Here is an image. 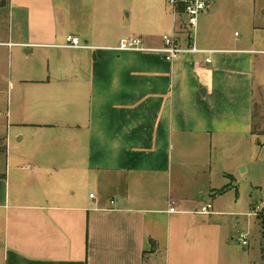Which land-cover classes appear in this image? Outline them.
<instances>
[{
    "label": "crops",
    "instance_id": "1",
    "mask_svg": "<svg viewBox=\"0 0 264 264\" xmlns=\"http://www.w3.org/2000/svg\"><path fill=\"white\" fill-rule=\"evenodd\" d=\"M256 5L262 38L264 0ZM5 8L13 20L5 29L0 19V51L40 52L46 62L17 68L0 120V264H233L235 232L224 218L235 212L215 200L236 186L238 164L221 146L264 134L255 121L264 50L196 37L206 52L169 62L117 48L140 37L159 49L174 33L187 45L185 18L169 0ZM220 8L216 0L199 21ZM69 34L86 47H64ZM207 203L212 212L201 213ZM260 204L247 216L258 217Z\"/></svg>",
    "mask_w": 264,
    "mask_h": 264
},
{
    "label": "rangeland",
    "instance_id": "2",
    "mask_svg": "<svg viewBox=\"0 0 264 264\" xmlns=\"http://www.w3.org/2000/svg\"><path fill=\"white\" fill-rule=\"evenodd\" d=\"M258 9L256 0H221V8L211 20L199 21L197 39L207 46H215L211 45L215 44L211 41L212 39L215 41L225 40L228 43H234L238 39L247 44H251L254 40V47L264 50V36L259 38L257 34L255 35V26L260 17ZM168 11H170L169 7ZM0 19L5 20V29L9 28V20H13L12 16L10 18V12L7 8L0 10ZM258 57H262L264 60V54H260ZM45 60L44 55L40 52L27 57L23 49L14 48L9 51V48H5L0 51L1 121L5 120L8 110L9 82L11 79L15 80L17 68L39 61L43 63L42 61ZM257 79V85L264 83V64L257 71ZM255 115L256 129L262 132V130L264 131V95L262 99L258 98ZM223 143L221 146L222 157L228 154L231 158H236L238 164L234 167L236 186L222 194L217 193L215 200L216 206L220 209L235 212L233 215L224 218L231 227L233 226L232 231L235 232V239L232 241L234 247L233 264H264L262 220L264 218H259L264 217V134L255 136L253 143L250 140L247 143L245 140L238 139ZM215 165L218 167L221 166V163L216 162ZM215 165L213 164L214 172H216L219 180H217L219 182L217 184L222 186L224 181L221 180ZM259 203L262 204L258 210V217L251 219L247 214L252 210L254 204ZM241 231L248 235L249 245L247 246H243L237 237Z\"/></svg>",
    "mask_w": 264,
    "mask_h": 264
},
{
    "label": "built area",
    "instance_id": "3",
    "mask_svg": "<svg viewBox=\"0 0 264 264\" xmlns=\"http://www.w3.org/2000/svg\"><path fill=\"white\" fill-rule=\"evenodd\" d=\"M216 0H169V3L172 5L174 9V13L180 16H184L185 18V26L189 30V42L187 45L182 44L179 39L177 33L172 35L165 34L163 36V46L159 49H150L146 48L143 45V42L140 37H131L128 39H123L120 42L119 50L124 51H156L161 53L164 58L169 62H175L180 60L183 55L190 53H198V52H206V50L199 49L194 39L197 37L198 33V23L202 13L209 11L215 4ZM64 47L69 48H81L86 47L82 44L79 37L69 34L66 38V44ZM212 60L209 58L207 62H211ZM92 198L95 196L94 194L90 195ZM261 207L258 206L255 215L258 214V210ZM172 212H175L176 209L171 207ZM213 210V204L207 203L201 209V213L209 214ZM239 241L243 246L249 245V239L247 233H240Z\"/></svg>",
    "mask_w": 264,
    "mask_h": 264
},
{
    "label": "trees",
    "instance_id": "4",
    "mask_svg": "<svg viewBox=\"0 0 264 264\" xmlns=\"http://www.w3.org/2000/svg\"><path fill=\"white\" fill-rule=\"evenodd\" d=\"M7 4V0H0V6L6 5ZM7 149V144H6V139L5 138H0V151H6ZM226 188H223L222 190H224ZM263 229H264V219H263ZM264 234V232H263ZM155 243L152 241V245H154Z\"/></svg>",
    "mask_w": 264,
    "mask_h": 264
}]
</instances>
